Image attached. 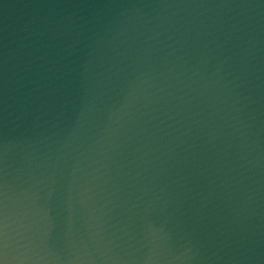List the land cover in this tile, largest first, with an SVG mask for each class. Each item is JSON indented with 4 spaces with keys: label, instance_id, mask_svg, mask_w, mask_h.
I'll return each mask as SVG.
<instances>
[{
    "label": "water",
    "instance_id": "obj_1",
    "mask_svg": "<svg viewBox=\"0 0 264 264\" xmlns=\"http://www.w3.org/2000/svg\"><path fill=\"white\" fill-rule=\"evenodd\" d=\"M0 264H264V0H0Z\"/></svg>",
    "mask_w": 264,
    "mask_h": 264
}]
</instances>
